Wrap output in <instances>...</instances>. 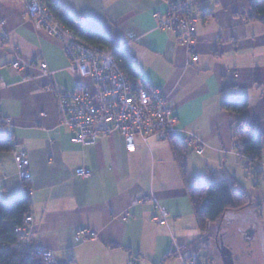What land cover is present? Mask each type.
<instances>
[{"label": "crops", "instance_id": "1", "mask_svg": "<svg viewBox=\"0 0 264 264\" xmlns=\"http://www.w3.org/2000/svg\"><path fill=\"white\" fill-rule=\"evenodd\" d=\"M53 1L134 59L137 77L167 98L180 140L193 136L205 144L202 155L194 148L186 155L190 184L194 178L203 184L235 182L258 203L242 212L264 219V166H252L232 150L243 119L264 146V16L253 17L255 0H196L199 27L192 50L182 45L181 32L158 30V16L167 10L163 0ZM28 2L0 0V116L16 146L0 153V209L29 191L35 244L61 264H183L173 254L176 244L183 257L207 245L200 241L172 144L135 138L130 151L117 134L94 146L73 144V133L61 124L56 89L75 91L91 81L69 69L63 44L28 17ZM16 54L21 70L12 67ZM193 56L199 57L196 63ZM42 64L50 76L43 75ZM226 102L248 107L235 113L224 109ZM15 150L27 153L28 181L19 177ZM80 169L90 176L78 177ZM141 196H149L148 202L134 205ZM156 202L168 211V225L154 222ZM219 229L215 225L212 233ZM82 230L98 239L77 244Z\"/></svg>", "mask_w": 264, "mask_h": 264}, {"label": "built area", "instance_id": "2", "mask_svg": "<svg viewBox=\"0 0 264 264\" xmlns=\"http://www.w3.org/2000/svg\"><path fill=\"white\" fill-rule=\"evenodd\" d=\"M167 10L158 16L157 28L161 31L179 34L181 32L182 45L192 50L195 43L199 20L194 14L196 0H163ZM27 15L36 25L63 44L70 60V70L77 76L88 79L91 85L75 91L56 89V101L61 124L67 126L73 133L72 143L81 146H94L102 138L120 135L125 138L130 151L135 150V138H142L148 142L151 138L167 141L175 134L176 117L168 107L167 98L156 89L150 88L140 78H132L128 74L124 63L116 53L118 48L92 44L79 37L74 31L66 27L50 7L49 0H29ZM78 18V24H82ZM199 60L193 56L192 63ZM134 59L128 58V64ZM12 67L21 70V56L16 54ZM44 76L51 75L48 65L42 64ZM4 83L0 76V88ZM0 122L8 121L0 116ZM189 148H194L199 155L204 153L205 144L195 137L188 139ZM15 149V143H12ZM243 145L237 142L233 151L242 152ZM15 161L19 167V177L23 181L30 179L28 156L25 151L15 150ZM257 165H263L259 162ZM80 178H88L90 172L85 169L77 171ZM149 196L134 199L133 204L146 203ZM159 215L154 222L168 225L169 213L157 202ZM34 217L29 213L24 225L16 232L21 239L41 254L46 264H61L56 255L49 250L37 247L33 230ZM98 235L88 230L80 231L76 237L77 244L87 240H97ZM174 252L182 258L183 264H206V257L202 251H194L188 257H183L176 244Z\"/></svg>", "mask_w": 264, "mask_h": 264}, {"label": "trees", "instance_id": "3", "mask_svg": "<svg viewBox=\"0 0 264 264\" xmlns=\"http://www.w3.org/2000/svg\"><path fill=\"white\" fill-rule=\"evenodd\" d=\"M49 3L63 24L79 37L95 45L112 47L102 33L78 24L76 18H72L53 0H49ZM252 12L255 19L264 16V0H255ZM116 56L124 63L130 77L138 78L131 65L128 64L126 51L120 50L116 53ZM223 107L228 111L242 114L247 109L248 103L226 102ZM4 125L5 123L0 122V153L12 152L14 149L13 142L8 134L3 132ZM238 129L240 132L236 137L243 145L242 153L249 158V164L256 166L257 163L263 162L264 146L261 135L256 134L253 126L245 119L242 120ZM167 141L172 144L175 159L188 188V196L192 204L198 230L201 233L200 241L207 245L206 248L202 247L201 250L210 252L208 246L212 245L211 240L217 244L218 248L220 238L225 236L228 224L226 220L227 214L229 212L242 211L252 205H258V203L254 202L247 191L240 189L235 182H231L228 179L214 184H203L199 178H194L192 184H190L186 163V155L189 150L187 142L180 140L176 134L171 135ZM31 206L30 193L26 191L22 198L0 209V264H46L43 256L37 250L29 247L16 232L17 228L24 225L26 216L31 213ZM215 225L220 227L216 235L212 233ZM32 238L35 241L34 235ZM210 249L212 251V248ZM173 254L177 255L178 253L175 252ZM204 255L208 259V256ZM69 264H75V262L70 261Z\"/></svg>", "mask_w": 264, "mask_h": 264}, {"label": "rangeland", "instance_id": "4", "mask_svg": "<svg viewBox=\"0 0 264 264\" xmlns=\"http://www.w3.org/2000/svg\"><path fill=\"white\" fill-rule=\"evenodd\" d=\"M87 80V79H86ZM89 81V80H88ZM86 82L84 86L87 85ZM228 234L223 238L225 247L235 249L237 264H264V219L255 212H229ZM255 233L252 239L251 234ZM253 233V234H254ZM254 236V235H253ZM213 246L215 243L211 240ZM217 245V244H215ZM210 247V246H209ZM206 264H225L217 246L209 248Z\"/></svg>", "mask_w": 264, "mask_h": 264}, {"label": "water", "instance_id": "5", "mask_svg": "<svg viewBox=\"0 0 264 264\" xmlns=\"http://www.w3.org/2000/svg\"><path fill=\"white\" fill-rule=\"evenodd\" d=\"M218 250L225 264H236L234 254L229 248L225 247L223 237L220 238V242L218 243Z\"/></svg>", "mask_w": 264, "mask_h": 264}]
</instances>
